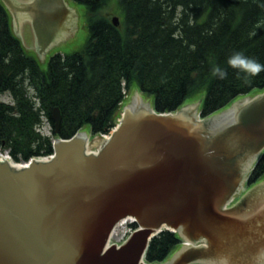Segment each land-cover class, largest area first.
I'll use <instances>...</instances> for the list:
<instances>
[{"label": "water", "instance_id": "obj_1", "mask_svg": "<svg viewBox=\"0 0 264 264\" xmlns=\"http://www.w3.org/2000/svg\"><path fill=\"white\" fill-rule=\"evenodd\" d=\"M75 16L71 0H48L29 24L35 46L71 36ZM200 107L162 113L136 91L97 152L82 131L57 139L50 160L0 159V264H148L164 230L183 245L161 264H258L264 182L230 204L264 152V92L206 118ZM52 120L59 132V107ZM123 220L138 229L109 245Z\"/></svg>", "mask_w": 264, "mask_h": 264}, {"label": "trees", "instance_id": "obj_2", "mask_svg": "<svg viewBox=\"0 0 264 264\" xmlns=\"http://www.w3.org/2000/svg\"><path fill=\"white\" fill-rule=\"evenodd\" d=\"M75 1L88 11L89 40L80 51L53 55L46 70L13 32L0 2V148L16 161L53 153L51 139L36 131L42 111L54 136L70 139L80 131L109 133L133 88L153 96L158 112H174L206 92L204 116L264 90V71L246 79L227 64L236 52L264 64V0ZM114 4L122 10L118 27L108 13ZM216 67L227 76H213ZM5 93L13 104L1 100ZM263 179L264 153L250 175L251 182ZM180 248L179 235L165 230L152 239L145 259L163 263Z\"/></svg>", "mask_w": 264, "mask_h": 264}, {"label": "rangeland", "instance_id": "obj_3", "mask_svg": "<svg viewBox=\"0 0 264 264\" xmlns=\"http://www.w3.org/2000/svg\"><path fill=\"white\" fill-rule=\"evenodd\" d=\"M76 12L74 26H73V32L72 35L69 37H66L62 40H59L55 43H52V49H46L45 52H43V55H41V49L40 47H36L30 28L29 26L26 27V31L24 34L16 33L15 28L13 27V32L22 40L24 47L26 50L34 56L40 63L41 67L46 70L48 68V64L50 61V58L55 54H67L72 53L75 51H80L85 48L89 37H90V28H89V16L88 11L86 9V6L82 3H79L75 0H71ZM108 13L112 15H117L120 17L122 16V10L116 5H112L111 8L108 9ZM119 13V14H116ZM10 17L11 21L14 22V16L10 11ZM19 17V16H18ZM21 21V20H20ZM24 22V21H23ZM23 22H21L23 24ZM22 30V28H21ZM29 94L32 97H35L34 90L32 87H29ZM139 90L133 88L129 94L127 95V98L129 99V102L131 101L134 93ZM124 92H126V89H124ZM196 103L200 104V106H203L206 99V92H201L196 96ZM1 100L4 103L7 104H13V98L10 93H5L2 95ZM37 101V105L39 106V100L35 99ZM144 100L146 102L154 103V97L150 95L144 94ZM43 121V127L41 134L45 136H49L52 138V126L51 124L46 120ZM104 142L102 135H92L90 137V149L95 150L99 145H101ZM17 163V161H15ZM26 161H20L19 163L23 164ZM264 182V181H263ZM137 227L135 225H132V222L127 221L125 225L121 227V229L111 238V243H121L126 235L131 234Z\"/></svg>", "mask_w": 264, "mask_h": 264}, {"label": "clouds", "instance_id": "obj_4", "mask_svg": "<svg viewBox=\"0 0 264 264\" xmlns=\"http://www.w3.org/2000/svg\"><path fill=\"white\" fill-rule=\"evenodd\" d=\"M227 64L229 67L238 70V73H244L246 79L248 76H255L264 71V64L245 56L242 52H236L228 57ZM212 74L220 79L227 76V72L219 67L214 68ZM258 264H264V252L259 254Z\"/></svg>", "mask_w": 264, "mask_h": 264}, {"label": "flooded vegetation", "instance_id": "obj_5", "mask_svg": "<svg viewBox=\"0 0 264 264\" xmlns=\"http://www.w3.org/2000/svg\"><path fill=\"white\" fill-rule=\"evenodd\" d=\"M7 5H6V8H7V12L10 14V11H11V13L13 14V16H14V22H13V27L15 28L14 30H15V32L16 33H18V34H20V33H22V34H24L25 33V31H26V27H28L29 26V24H30V19H29V17H28V14L30 13L28 10L30 9V6H27V5H25L24 3H23V1H16V2H14V4L13 3H11V1L9 0V2H7L6 3ZM40 7V6H39ZM39 9V8H38ZM33 12L34 13H36V14H38L39 12H35L34 10H33ZM31 14V13H30ZM19 16V17H18ZM33 16V18L35 19V21L38 19L37 17H39V16H35V15H32ZM21 20V21H20ZM24 21V22H23ZM21 22H23V24L21 23ZM37 22V21H36ZM38 23V22H37ZM21 28H22V30H21ZM20 32V33H19ZM50 47V43H46V44H44L42 47H40V49H41V53H43V52H45L46 51V49L47 48H49ZM257 181H254V182H251V180H248L246 183H245V185H244V187H245V190H244V193L247 191V190H249L252 186H254L255 185V183H256ZM239 198H237L236 199V201L238 200ZM235 202V201H234ZM234 204V203H233ZM232 204V205H233Z\"/></svg>", "mask_w": 264, "mask_h": 264}, {"label": "bare ground", "instance_id": "obj_6", "mask_svg": "<svg viewBox=\"0 0 264 264\" xmlns=\"http://www.w3.org/2000/svg\"><path fill=\"white\" fill-rule=\"evenodd\" d=\"M5 157H6V156H4L3 158H5ZM6 158H7V157H6ZM126 222H127V221L123 220V221H121V222L117 225V227H116V229H115V231H114L112 237H113L114 235H116V233L121 229V227H122L123 225H125Z\"/></svg>", "mask_w": 264, "mask_h": 264}, {"label": "built area", "instance_id": "obj_7", "mask_svg": "<svg viewBox=\"0 0 264 264\" xmlns=\"http://www.w3.org/2000/svg\"><path fill=\"white\" fill-rule=\"evenodd\" d=\"M8 154V153H7ZM6 156H8V155H6Z\"/></svg>", "mask_w": 264, "mask_h": 264}]
</instances>
